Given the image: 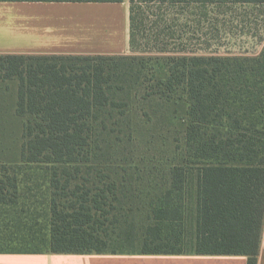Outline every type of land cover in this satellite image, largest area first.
I'll use <instances>...</instances> for the list:
<instances>
[{
    "label": "trees",
    "instance_id": "trees-1",
    "mask_svg": "<svg viewBox=\"0 0 264 264\" xmlns=\"http://www.w3.org/2000/svg\"><path fill=\"white\" fill-rule=\"evenodd\" d=\"M189 2L264 5L130 0L133 54H0V85L16 82L22 122L19 157L0 161V253L225 254L258 264L264 46L174 53L161 30L155 54L136 50L141 6Z\"/></svg>",
    "mask_w": 264,
    "mask_h": 264
},
{
    "label": "crops",
    "instance_id": "crops-1",
    "mask_svg": "<svg viewBox=\"0 0 264 264\" xmlns=\"http://www.w3.org/2000/svg\"><path fill=\"white\" fill-rule=\"evenodd\" d=\"M130 0L0 1V54H130ZM0 264H248L244 255L0 253ZM258 264H264V229Z\"/></svg>",
    "mask_w": 264,
    "mask_h": 264
},
{
    "label": "rangeland",
    "instance_id": "rangeland-1",
    "mask_svg": "<svg viewBox=\"0 0 264 264\" xmlns=\"http://www.w3.org/2000/svg\"><path fill=\"white\" fill-rule=\"evenodd\" d=\"M141 7L144 22L138 33V53L155 54V35L161 30L166 31L168 48L174 53L257 55L264 46V5L189 2ZM8 84L12 91L5 92ZM15 86V81L0 85V161L19 157L22 122L14 114Z\"/></svg>",
    "mask_w": 264,
    "mask_h": 264
}]
</instances>
